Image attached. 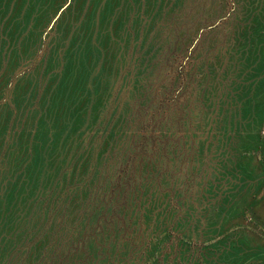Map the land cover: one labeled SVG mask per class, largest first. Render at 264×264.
Here are the masks:
<instances>
[{"label": "rangeland", "instance_id": "1", "mask_svg": "<svg viewBox=\"0 0 264 264\" xmlns=\"http://www.w3.org/2000/svg\"><path fill=\"white\" fill-rule=\"evenodd\" d=\"M0 264H264V0H0Z\"/></svg>", "mask_w": 264, "mask_h": 264}]
</instances>
